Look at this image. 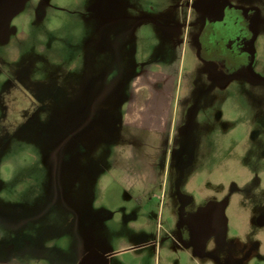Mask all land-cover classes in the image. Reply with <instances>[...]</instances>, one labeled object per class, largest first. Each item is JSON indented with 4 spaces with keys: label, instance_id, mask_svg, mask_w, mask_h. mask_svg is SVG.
Here are the masks:
<instances>
[{
    "label": "rangeland",
    "instance_id": "rangeland-1",
    "mask_svg": "<svg viewBox=\"0 0 264 264\" xmlns=\"http://www.w3.org/2000/svg\"><path fill=\"white\" fill-rule=\"evenodd\" d=\"M221 200L197 255L171 218ZM262 221L264 0H0V264H264Z\"/></svg>",
    "mask_w": 264,
    "mask_h": 264
},
{
    "label": "flooded vegetation",
    "instance_id": "flooded-vegetation-1",
    "mask_svg": "<svg viewBox=\"0 0 264 264\" xmlns=\"http://www.w3.org/2000/svg\"><path fill=\"white\" fill-rule=\"evenodd\" d=\"M55 1V0H53ZM190 8L197 7L188 3ZM212 7L210 6V9ZM213 11H208L205 14L207 19V27L197 33V40L200 44L198 55L201 57H210L217 61H223L224 70L229 72L242 71L244 78L250 81H257L248 69V60L251 54L247 52L248 57L243 56V48L252 49L251 30L249 29L248 21L244 19H234L231 22H217L213 18ZM211 203H224L223 217L219 215V209L213 208L211 212L203 219H197L196 214L204 211ZM227 201L221 200L217 202H210L207 205L193 206L194 210L186 219H180L176 216L171 218L175 225H179L184 231L187 245L200 254L202 249L213 239L214 234L226 225V209ZM192 207V208H193ZM263 222H260L263 225ZM216 240V239H215ZM212 260H208V263ZM207 263V264H208Z\"/></svg>",
    "mask_w": 264,
    "mask_h": 264
},
{
    "label": "water",
    "instance_id": "water-1",
    "mask_svg": "<svg viewBox=\"0 0 264 264\" xmlns=\"http://www.w3.org/2000/svg\"><path fill=\"white\" fill-rule=\"evenodd\" d=\"M213 208H218L220 217H223L222 215H223L224 203H211L204 211H201L198 214H196V218L197 219L205 218Z\"/></svg>",
    "mask_w": 264,
    "mask_h": 264
},
{
    "label": "crops",
    "instance_id": "crops-1",
    "mask_svg": "<svg viewBox=\"0 0 264 264\" xmlns=\"http://www.w3.org/2000/svg\"><path fill=\"white\" fill-rule=\"evenodd\" d=\"M143 86V85H142ZM140 245V244H139ZM191 253H192V251H190ZM194 256V255H193ZM194 259L196 258V257H193Z\"/></svg>",
    "mask_w": 264,
    "mask_h": 264
}]
</instances>
